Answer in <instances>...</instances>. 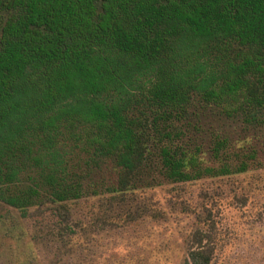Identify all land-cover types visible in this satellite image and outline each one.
Segmentation results:
<instances>
[{"label": "trees", "instance_id": "1", "mask_svg": "<svg viewBox=\"0 0 264 264\" xmlns=\"http://www.w3.org/2000/svg\"><path fill=\"white\" fill-rule=\"evenodd\" d=\"M260 169L264 0H0V204L126 226L164 219L149 190ZM203 241L180 264H218Z\"/></svg>", "mask_w": 264, "mask_h": 264}, {"label": "rangeland", "instance_id": "2", "mask_svg": "<svg viewBox=\"0 0 264 264\" xmlns=\"http://www.w3.org/2000/svg\"><path fill=\"white\" fill-rule=\"evenodd\" d=\"M164 219L124 225L100 202L52 206L27 215L0 204V264H180L188 247L203 244L218 264H264V169L149 190ZM100 206L97 208V206ZM77 241L85 248L76 249ZM209 243H205V242Z\"/></svg>", "mask_w": 264, "mask_h": 264}]
</instances>
